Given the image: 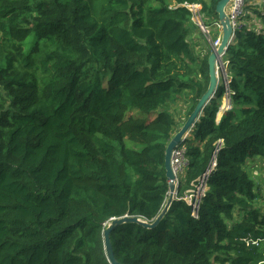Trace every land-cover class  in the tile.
Instances as JSON below:
<instances>
[{
	"label": "trees",
	"instance_id": "1",
	"mask_svg": "<svg viewBox=\"0 0 264 264\" xmlns=\"http://www.w3.org/2000/svg\"><path fill=\"white\" fill-rule=\"evenodd\" d=\"M218 1L0 0V264H109L112 218L158 216L180 128L169 106L186 100L187 119L208 85L209 52L186 6L212 25ZM255 1L225 53L232 109L217 121L219 85L184 141L188 165L159 225L112 231L120 264H264V210L246 170L264 161ZM209 169L194 218L181 198Z\"/></svg>",
	"mask_w": 264,
	"mask_h": 264
},
{
	"label": "water",
	"instance_id": "2",
	"mask_svg": "<svg viewBox=\"0 0 264 264\" xmlns=\"http://www.w3.org/2000/svg\"><path fill=\"white\" fill-rule=\"evenodd\" d=\"M232 0H219L215 6V13L217 15V21L221 25V38L218 47L212 49L209 44L202 42L204 49H209V54L207 57V73H208V85L205 92L199 98L194 109L189 114L183 125L179 130L171 137L166 145L164 152V170L165 179L167 181L168 192L165 204L158 214V216L152 221L147 222L138 217H128L124 216L121 218H112L102 230L103 239V250L106 256V260L109 264H120L114 257V252L111 249L112 244L110 240V235L112 231L120 226L127 224H135L144 229H154L156 228L161 220L164 218L168 212L170 206L175 201L178 188V179L171 166V156L174 149L179 145L183 144L187 137L192 132L195 124L203 115V110L206 105L213 100L216 90L218 88V80L216 76V62L219 61V56L226 51L228 46L232 43L234 39V32L231 26V21L226 13V8ZM233 37V39H232Z\"/></svg>",
	"mask_w": 264,
	"mask_h": 264
},
{
	"label": "built area",
	"instance_id": "3",
	"mask_svg": "<svg viewBox=\"0 0 264 264\" xmlns=\"http://www.w3.org/2000/svg\"><path fill=\"white\" fill-rule=\"evenodd\" d=\"M244 4L245 0H232L226 10L227 15L230 18L231 26L235 35L236 30H240L243 27L242 17L244 15ZM187 9L191 13V20L195 22L196 26L199 28L202 38L204 42L210 45L212 49L218 47L220 44L221 38V25L216 20L212 25H206L203 22L202 15L200 14V5L198 4H190L186 6ZM233 39V37H232ZM224 52L219 56V61L216 62V76L218 80L219 86V78L222 79V86L224 88L225 101L223 100V106L220 107V110L223 113L228 112L232 109L231 106V93L229 91L230 77L228 72V62L225 60ZM186 149L183 144L179 145L176 149L173 150L171 156V166L175 173L176 178L179 180V177L183 175L188 163L185 159ZM214 164H212V167ZM211 169L207 170L205 174L199 179L198 184L195 186L193 190H191L190 194L181 198L185 201L188 206L191 207V216L194 218L198 217L199 203L201 199L204 197L207 191V181L211 174Z\"/></svg>",
	"mask_w": 264,
	"mask_h": 264
},
{
	"label": "rangeland",
	"instance_id": "4",
	"mask_svg": "<svg viewBox=\"0 0 264 264\" xmlns=\"http://www.w3.org/2000/svg\"><path fill=\"white\" fill-rule=\"evenodd\" d=\"M259 1L260 0H256L255 2H252L251 4L257 3ZM228 9H229V7L227 6L226 10H228ZM204 23L206 25L211 24V22L208 20H204ZM193 24H194V26H196L195 22H193ZM197 29H198V32H196V36H198L201 39L200 42H204V39L202 38V36L200 34V30L198 27H197ZM207 52H209V51H207ZM221 84H222V79L219 78V85H221ZM223 100L225 101V95L224 94L222 97L221 106H223ZM189 109H190V103H188L183 98H180L176 103L170 104V106H169V111L173 114L175 121L177 122V124L180 127L183 125ZM223 114H224L223 111L220 110V108H219V112L217 113V121L221 118V116ZM131 115L137 116L138 113L127 114V117L131 116ZM154 117H155V115L152 114V116H150L149 119L151 120ZM189 138H191V137L188 136L187 139H189ZM127 145L129 147H133L132 143L127 142ZM183 145H184V143H183ZM246 170H247L248 174L250 175V177L252 178V180L258 186L257 191H258V194L260 197V199H258V206L262 207L264 210V161H263V159H255L254 161H249V166H247ZM190 192L191 191H189V194H190Z\"/></svg>",
	"mask_w": 264,
	"mask_h": 264
},
{
	"label": "crops",
	"instance_id": "5",
	"mask_svg": "<svg viewBox=\"0 0 264 264\" xmlns=\"http://www.w3.org/2000/svg\"><path fill=\"white\" fill-rule=\"evenodd\" d=\"M191 36L194 37V38H198V39H199V43H201V45H202V42H200L201 39H200L198 36H196V32H193V33L191 34ZM207 51H210V50L207 49ZM190 135H191V134H190ZM190 135H189V136H190Z\"/></svg>",
	"mask_w": 264,
	"mask_h": 264
},
{
	"label": "bare ground",
	"instance_id": "6",
	"mask_svg": "<svg viewBox=\"0 0 264 264\" xmlns=\"http://www.w3.org/2000/svg\"><path fill=\"white\" fill-rule=\"evenodd\" d=\"M113 250V248H111Z\"/></svg>",
	"mask_w": 264,
	"mask_h": 264
}]
</instances>
